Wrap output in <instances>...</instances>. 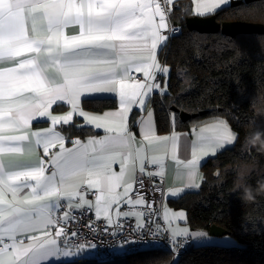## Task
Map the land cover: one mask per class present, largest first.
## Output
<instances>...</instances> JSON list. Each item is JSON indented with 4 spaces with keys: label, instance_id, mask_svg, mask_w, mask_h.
Returning <instances> with one entry per match:
<instances>
[{
    "label": "snow or ice",
    "instance_id": "obj_1",
    "mask_svg": "<svg viewBox=\"0 0 264 264\" xmlns=\"http://www.w3.org/2000/svg\"><path fill=\"white\" fill-rule=\"evenodd\" d=\"M168 2L165 0V4ZM230 3L200 0L196 14L205 16ZM166 12L167 8L156 0H0V153L21 152L24 141H29L26 147L30 148V135L37 137L35 143L43 146L46 156L50 147L60 146L51 160H41L36 167L6 168L0 163V264H53L72 255L66 250L69 238L61 223L69 222V212L53 219L57 209L94 207L97 218L103 215L107 225L113 226L110 209L114 204L145 203L140 191L143 180H139L134 199L128 194L138 179L137 171L144 175L147 166L158 165L161 160L145 154L142 146L133 150L135 137L128 114L134 106L145 112L140 124L148 152L166 151L169 142L171 149H176V134H155L154 110L148 107L154 94H167L170 69L157 62V46L168 39L161 32L168 27ZM49 68H55L54 76L49 75ZM133 71L142 73L143 79L132 76ZM159 76L165 78L163 83ZM113 92L119 96V111L91 117L80 110L82 94ZM58 101L66 102L72 111L63 117L52 116L49 109ZM73 114L107 133L88 142L95 155H89L87 146L76 147L78 141H73V149H66L63 137L51 128L45 130L47 135L27 131L37 117H48L55 126L68 124ZM6 129L23 134L6 136ZM199 131L198 146L193 142V159L184 165L190 176L195 173L197 152L215 156L237 139L229 123L221 118L205 123ZM117 162L119 173L112 168ZM45 164L50 166V174H46ZM84 173L88 187L98 190L95 204L78 191ZM162 174L147 172L148 176ZM121 186L124 193H116L114 189ZM62 196L68 198L66 205L60 203ZM116 216L136 217L133 231L145 226L141 212L117 211ZM163 218L171 224L173 218L185 219V214L165 209ZM53 227L54 237L64 236L65 247L58 246L52 237ZM159 228L157 225L153 235L159 234ZM38 232L41 235L34 234ZM188 235L187 228L172 229L173 247L183 248L184 243L178 244L177 238ZM190 235L193 239L207 236L203 232ZM83 248L78 245V250Z\"/></svg>",
    "mask_w": 264,
    "mask_h": 264
},
{
    "label": "trees",
    "instance_id": "obj_2",
    "mask_svg": "<svg viewBox=\"0 0 264 264\" xmlns=\"http://www.w3.org/2000/svg\"><path fill=\"white\" fill-rule=\"evenodd\" d=\"M177 5L172 20L181 32L171 36L160 52V59L170 69L167 94H154L150 100L157 132L186 131L193 125L221 118L229 123L237 139L203 162L204 182L199 189L183 193L170 205L185 212L186 223L192 229L207 231L215 224L227 231L226 237L233 244L193 245L175 260L167 251L150 246L136 252L125 251L119 261L110 264H264V192L250 202L240 199L245 186L255 190L264 184V151L258 150L259 141H264V34L230 37L221 32L189 31L185 20L194 15L191 2L180 0ZM210 15L219 23L264 25V0L225 5ZM83 105L100 111L114 107L115 100L91 99ZM200 111L204 112L192 117ZM180 112L187 116L181 119ZM137 116L138 112L132 114V123ZM60 129L69 138L90 132L74 125ZM257 134L259 141L254 139ZM107 261L96 256L57 264Z\"/></svg>",
    "mask_w": 264,
    "mask_h": 264
},
{
    "label": "crops",
    "instance_id": "obj_3",
    "mask_svg": "<svg viewBox=\"0 0 264 264\" xmlns=\"http://www.w3.org/2000/svg\"><path fill=\"white\" fill-rule=\"evenodd\" d=\"M179 1L180 0H170L169 4L174 5V4H177ZM188 1L191 2L192 12L194 13V15H197L196 14V7H197V3H199L200 0H188ZM156 2H157V0H156ZM226 5H229V4H226ZM223 6H225V5H223ZM210 14H207V15H210ZM207 15H205V16H207ZM157 20H158V18H157ZM165 22H166V20H165ZM29 27H30V25H29ZM166 29L167 28L161 30L162 34ZM167 40L161 42L157 46V53H158L157 54V62L163 67H166V66L162 65V63H161L160 52L162 51V48L167 43ZM112 58H115V57H112ZM133 63H135V61ZM48 71H49V75H52V76L55 75V68H49ZM130 74L131 75L138 74L143 79L142 73H136L135 71H133ZM159 78H160L159 81L163 83L164 77L160 76ZM156 94H159V92H157ZM152 97H151V99H152ZM103 98H113L115 100V106L112 108H105V109H102L100 111H93V110H89V109L85 108L83 105L86 100L103 99ZM148 107L152 109L150 102H149ZM80 110H82L85 114H87L91 117H103L105 113H112V112L119 111V96L117 95V93H114V92L113 93H84V94H82L81 100H80ZM49 111H50L52 116L63 117L65 115H67L68 113H70L72 111V109H71V106L68 105L66 102L58 101L55 105L52 106L51 109H49ZM134 112H138V116H137L136 120L132 123V114ZM128 115H129V121H128L129 127H130L131 132L133 133V135L135 137L134 143L132 145L133 150H135V148L137 146H142L145 149V154L150 155V156H159L160 160H161L160 164H158V165L147 166L145 175H147V172L160 171L163 173L162 175H159V176L164 177V189H163L162 210H161L162 218H163L164 210L167 208L170 212L179 213L180 209L172 208L170 203H172L173 200L180 197L183 193L190 191V190H197L202 186L204 179H203V172L201 169V165L203 164V162L205 160H207L210 157H213V155H211V154H209L208 156H205L203 153L197 152V154L195 156V158L197 159V164L195 166V173L191 176L188 174L189 169H187L184 166L188 161L193 159V152H192L193 142H196V144L198 146L199 137H200L199 129L205 123H208L210 121L205 122V123H201V124L193 125L190 127L189 130H186V131L170 130L167 133L160 134L157 132L155 116H154L153 126H154L155 134L157 136H166V135L170 136L173 133L176 134V136L178 137L177 147L173 151L171 149V145L169 142V146H168L166 151L148 152L147 151L148 145H147V142L143 140V136H142V132H141V124H140V121L144 118L145 112L143 110H137V107L134 106L133 110ZM38 122H46V123L44 125L39 126V125H37ZM65 125H74L77 128L78 127H84V128L89 129L90 132L88 134H85L84 136L69 138L60 129L61 126H65ZM50 128L53 129V132L59 133L60 136L63 137L64 147L66 149H73L74 148L73 141H78L79 144L76 145V147L83 149L85 146H87L90 156L95 155L96 153L92 152V145H90L88 142L90 140H93V139L99 140V139H101L107 135V133L105 132L103 127L99 128V129L96 128L94 124L86 122L84 117L80 116L78 114H73V117L68 124H63V122H61V123L56 124L55 126L52 125L51 120L48 117H37L36 119H34L33 121H31L29 123L27 131L29 134L32 132H36V133H39L40 135H47L49 133H47L45 130L50 129ZM20 134H23V133L13 131V130H9V129H6L3 132V135H6V136H8V135H20ZM112 135H115V133H112ZM36 139H37V137L30 135V141H31L30 148L26 147V145L29 144V141H24L21 144V147H22L21 152H18V153H7V152L6 153H0V163H3L6 166V168L9 166H12V165H16L19 167H36V166H39V162L41 160L49 161L52 159V156L55 153L60 151L59 144H56V145L49 148V154L46 156L44 153L43 146L35 143ZM218 152H220V151H218ZM45 168H46V174H50V166L45 164ZM112 168H113V171H115L116 173L120 172V164L118 162L114 163L112 165ZM138 173L139 172L137 171V174ZM80 179L82 182L79 186L78 191L82 195L85 196L86 200L95 204V196H96V194H98V190L95 188H89L88 187V184L86 183V181L88 179L86 173H84L80 177ZM57 181H59V177H57ZM30 183H34V182H30ZM133 185H134V183H133ZM114 191L116 193L123 194L124 188H123V186H121L119 188L114 189ZM88 192L94 193V196L92 197ZM131 192L128 194L129 196L131 195ZM172 192H176L177 195L172 196L171 195ZM25 194H27V190L25 191ZM8 198L10 199V194H8ZM127 198L128 197H123V199H125V200ZM61 200L68 203L67 197L62 196L60 198V201ZM72 202L75 203L76 200H73ZM125 204L126 203H121L119 206L114 204L111 207L110 212L112 213L113 223L119 218H124V217H117L116 216L117 211H133V210L122 209V206ZM135 206L140 207L142 205H135ZM91 209L96 214L95 208L93 207ZM56 211L53 213V218L55 216ZM135 211L142 213V211L140 209H137ZM100 218H103V215H101ZM132 218H134L136 223H137L136 217H132ZM141 219L143 221V216L141 217ZM163 220H164V218H163ZM177 220H178L180 225H177ZM164 222L167 225L170 232L172 229H183V228L189 229V235L186 237L191 238L193 241V244H195L196 241H198L200 243H205V244L216 243L219 241H226V239H224L222 237L209 236L207 234V231L192 229L186 223V215H185V219H183V220L173 218L171 224H169L165 220H164ZM54 231H55V229L53 228L51 234H52V237L57 240V237H54ZM193 232H203V233H206L207 236L193 239L190 235V233H193ZM34 234L35 235H41V233H39V232L34 233ZM25 242L27 243V241H25ZM58 246H60L62 248L65 247V246H61L59 243H58ZM93 257H96V254H94ZM67 258H63L58 262H53V264L66 262L68 260Z\"/></svg>",
    "mask_w": 264,
    "mask_h": 264
},
{
    "label": "built area",
    "instance_id": "obj_4",
    "mask_svg": "<svg viewBox=\"0 0 264 264\" xmlns=\"http://www.w3.org/2000/svg\"><path fill=\"white\" fill-rule=\"evenodd\" d=\"M157 2L161 3L162 8H167L165 20L168 27L163 34L167 35L169 40L171 36L178 35L181 32L180 27L172 20L173 8H176L178 5H170L169 2L165 4V0H157ZM161 63L164 65L163 60H161ZM132 76L142 79L138 74H133ZM159 77L158 79H160ZM137 177L138 179L134 182L130 197L135 198L139 180H143L144 188L140 191L143 193L145 203L140 207L125 204L122 206V209L133 211L140 209L143 213V222L145 224L143 229L133 231L137 223L132 217L119 218L113 223V226H108L105 219H98L93 210L89 209L86 205L82 208L71 209L62 207L57 209L53 219H60L63 217L64 212H69V222L65 224L64 221H61L67 229L69 238L67 246L76 248H78V245L92 246L97 251L96 256L101 261L110 260L115 257V248L118 246L122 247L126 252H136L144 249L145 246H155L168 251L172 256V260L180 258L193 247L191 239L185 236L177 238L178 244L184 243L185 246L183 248H174L172 245V241L170 240L171 232L161 215L164 177L141 175L140 173L137 174ZM88 193L92 197L94 196V193ZM60 203L62 205L67 204L62 200ZM117 223L121 225L120 228L114 227ZM157 225L160 226L159 234L153 235V232L157 229ZM106 226L108 227L107 231H105ZM53 228L55 229V227ZM72 232H76L77 236L72 237ZM63 240V235L57 237V242L61 246H64ZM126 241L128 242L127 244H125ZM177 252L178 255H176Z\"/></svg>",
    "mask_w": 264,
    "mask_h": 264
},
{
    "label": "water",
    "instance_id": "obj_5",
    "mask_svg": "<svg viewBox=\"0 0 264 264\" xmlns=\"http://www.w3.org/2000/svg\"><path fill=\"white\" fill-rule=\"evenodd\" d=\"M258 0H231L230 6H236L241 3H249ZM185 26L189 31H196L198 33H217L233 37L238 34H250V33H259L264 34V25L260 23H249L242 21H227V22H217L214 15L207 16H198L193 15L186 18ZM174 112H177L176 108H172ZM204 111L192 114V117L202 114ZM180 118L184 119L187 116V113L180 112ZM207 234L212 237H223L227 235V231L222 227L215 224L211 225Z\"/></svg>",
    "mask_w": 264,
    "mask_h": 264
},
{
    "label": "rangeland",
    "instance_id": "obj_6",
    "mask_svg": "<svg viewBox=\"0 0 264 264\" xmlns=\"http://www.w3.org/2000/svg\"><path fill=\"white\" fill-rule=\"evenodd\" d=\"M164 80H165V78H164ZM167 210H168V208H167ZM179 211L180 212H183L185 214V212L183 210L180 209ZM177 225H180L179 222H178V220H177ZM226 236L227 235H225L224 237H226ZM224 237H222V238H224ZM224 239H226V241H219V242H216V243H221V244L224 243V244H228V245L229 244H233L232 240H230L228 237H226ZM191 241H192V239H191ZM192 243H193V241H192ZM193 245L199 247V246H203V245H207V244L200 243V242L196 241L195 244H193ZM147 247H150V246H145V248H147ZM190 249H192V247ZM66 250H69L72 253V255H70L67 258L68 259L67 261H72V260L77 259V258H91V257L94 256V254L97 253V251L95 250V248L92 247V246H84V248L82 250H78V248L67 247ZM124 252H125V250L122 247H120V246L116 247L115 248V257H113L112 259L108 260L104 264H107V263L110 264V263H114V262L119 261L121 259V257L124 255ZM170 256H171V254H170ZM171 258H172V256H171ZM176 259H178V258H176Z\"/></svg>",
    "mask_w": 264,
    "mask_h": 264
},
{
    "label": "clouds",
    "instance_id": "obj_7",
    "mask_svg": "<svg viewBox=\"0 0 264 264\" xmlns=\"http://www.w3.org/2000/svg\"><path fill=\"white\" fill-rule=\"evenodd\" d=\"M255 140L259 141V135L257 134L254 137ZM259 149L260 151H264V141H259ZM255 146V144L253 145ZM259 184V182H258ZM261 192H264V184L260 185L257 189L253 190L250 187L245 186L240 195V199L245 202H250L255 199V195H259Z\"/></svg>",
    "mask_w": 264,
    "mask_h": 264
}]
</instances>
